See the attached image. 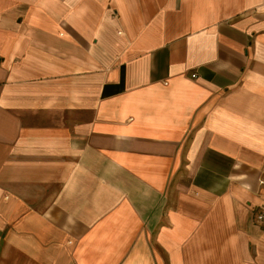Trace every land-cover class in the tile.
I'll list each match as a JSON object with an SVG mask.
<instances>
[{"label":"crops","instance_id":"obj_1","mask_svg":"<svg viewBox=\"0 0 264 264\" xmlns=\"http://www.w3.org/2000/svg\"><path fill=\"white\" fill-rule=\"evenodd\" d=\"M263 204L264 0H0V264H264Z\"/></svg>","mask_w":264,"mask_h":264},{"label":"built area","instance_id":"obj_2","mask_svg":"<svg viewBox=\"0 0 264 264\" xmlns=\"http://www.w3.org/2000/svg\"><path fill=\"white\" fill-rule=\"evenodd\" d=\"M261 183H262V181H261ZM255 220L257 222H263L264 221V204L259 206L255 210Z\"/></svg>","mask_w":264,"mask_h":264}]
</instances>
